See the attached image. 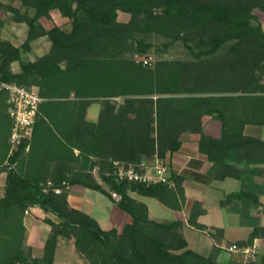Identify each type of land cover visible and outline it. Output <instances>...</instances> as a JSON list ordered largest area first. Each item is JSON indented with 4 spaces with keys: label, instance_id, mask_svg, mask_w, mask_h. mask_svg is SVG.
<instances>
[{
    "label": "trees",
    "instance_id": "trees-1",
    "mask_svg": "<svg viewBox=\"0 0 264 264\" xmlns=\"http://www.w3.org/2000/svg\"><path fill=\"white\" fill-rule=\"evenodd\" d=\"M257 9L264 11V0H0V11L28 25L20 45L0 37V81L34 86L44 98L29 144L52 134L61 143L57 153L77 148L76 159L87 162L70 175H23L14 165L32 150L25 141L9 164L0 165V172L7 171L0 196V264H55L61 237L73 239L89 264H220L189 247L182 221L153 220L148 206L128 194L136 190L180 208L185 196L179 176L173 175L177 188L106 176L115 159H166L180 149L184 131L200 134L199 148L211 161V169L198 179L241 182V189L225 193L219 204L252 227L237 244H253L264 231L252 215L263 204L264 182L255 177L264 179V138L245 132L249 124L264 127V27ZM54 10L68 19L69 29L44 25ZM121 13L128 19H120ZM44 36L49 50L35 59L25 57L32 41ZM177 44L187 57H165ZM152 51L159 57L151 65L134 58ZM14 62L19 71L13 70ZM94 101L102 103L97 121L86 117ZM204 115L220 121L219 136L204 132ZM196 122L198 127H190ZM9 136L4 129L0 149L5 155ZM95 165L110 188L122 194L118 204L133 218L121 231L103 229L94 217L72 207L68 189L43 191L51 180L54 186L81 183L107 193L91 172ZM36 206L55 217L44 219L50 231L40 257L26 242L24 223L26 210ZM204 212L195 200L189 225L221 240L223 228L198 221Z\"/></svg>",
    "mask_w": 264,
    "mask_h": 264
},
{
    "label": "crops",
    "instance_id": "crops-1",
    "mask_svg": "<svg viewBox=\"0 0 264 264\" xmlns=\"http://www.w3.org/2000/svg\"><path fill=\"white\" fill-rule=\"evenodd\" d=\"M1 28L0 37L9 39L14 44L18 45L16 41L9 37L8 34L3 33L5 30H1ZM12 68L14 71H19L20 66L18 63L14 62L12 64ZM7 97L8 94L5 92L2 93L0 97V139H2L4 135V129L6 130V135H8L12 125V119L8 111ZM101 108L102 103L100 101L92 102L87 108L86 117L91 121H97ZM92 110H94V113H91ZM201 125L204 129V132L208 135L217 137L221 133L220 121L212 118L211 115H204L201 120ZM190 127H198V122L195 123V126L192 123ZM263 130L264 127L252 124L247 125L245 128V132L247 134L260 138H264L259 135ZM51 133L52 131L50 134ZM180 139L182 141L180 149L172 155H168L167 158L163 160L167 163L169 173L171 174L172 178L173 175L179 176V186L184 190L185 196V200L183 202L180 201L181 207L174 208L168 206L161 202L158 198L143 195L136 190L130 189L128 190V194L138 201L144 202L148 206L149 217L151 219L156 221H182L184 223L182 231L188 240L189 247L194 249L191 247V243L186 234L187 229H196L188 223V217L193 202L195 200H199L202 203V209L205 210V212L199 216L198 221L208 226L223 228L224 235L221 240H224L227 238V231L232 225V222L226 221L224 226H220L214 223H207L204 221V218L209 214L210 211L212 212L216 209H222L225 213V217H227L228 213H232L221 207L219 200L224 197L225 193L239 190L242 186L238 179L231 177L223 180L213 179L206 182L204 180L198 179V175H205L211 169V161L209 160L207 154L202 152L199 148L200 134L184 131L181 134ZM5 145H7L6 136ZM31 146L32 150L29 153H26L23 157H20L14 165L23 175H49L50 177L65 174L70 175L77 170L76 168H80L87 164L83 157L76 159L79 154V149L77 148H74V153H71L69 150H64V153L61 155L59 152L57 153L56 150L57 148L59 149V147H61V143L52 137V134L51 138L49 136L48 139H34V141L30 143V148ZM6 157L7 155H5V151L0 149V165L6 163ZM94 167H98V173L93 172ZM94 167L92 168L91 172L94 175L95 180L107 191V193L98 189L87 187L81 183H74L70 184L68 189V201L72 207L94 217L103 229L115 228L121 231L125 225L133 221V218L131 214L121 208L118 202L111 197L109 190L112 188H110L106 179L101 174L99 165H95ZM6 177L7 171L0 172V190L2 192L1 196L5 191ZM255 180L256 182L260 183L264 182V179L258 175L255 177ZM175 183V188H177L176 180ZM236 186H239L238 189H235ZM94 192H98L99 194ZM148 198L157 199V201L168 208L172 212V219H160L154 215L153 209L147 200ZM261 202L263 204L259 205L254 210V212H252V215L256 217L259 225L264 226V193L261 195ZM172 203L176 205L178 203V199L173 198ZM28 217H31V219H28ZM45 217L55 218L52 214L46 213L40 207L36 206L30 207L29 212L26 213L24 218V223L27 228L26 242L29 246H31L33 254L39 257L43 255L45 239L47 238L50 231V225L45 222ZM233 224L239 225L241 227L244 226L247 229V234L240 236L236 240L246 239L252 231L251 226L241 224V218L238 213L236 220L233 221ZM203 232L207 234L211 241H213V239L214 242L216 240L220 241L217 236L213 237L207 231ZM218 235L220 234L218 233ZM64 241L65 238L61 237L59 239L58 247L55 253V264H89L88 261L76 251L73 241L71 242V246H67L66 250H62V246H65ZM255 241L258 243V251L255 262L256 264H264V231L260 232L259 237L255 238L254 242ZM35 245L39 246L40 253L36 252ZM60 254H63L64 257L67 256V259H63V262H61Z\"/></svg>",
    "mask_w": 264,
    "mask_h": 264
},
{
    "label": "built area",
    "instance_id": "built-area-1",
    "mask_svg": "<svg viewBox=\"0 0 264 264\" xmlns=\"http://www.w3.org/2000/svg\"><path fill=\"white\" fill-rule=\"evenodd\" d=\"M134 58L143 65H151L155 62V56L152 53L135 54ZM8 94L7 103L8 111L12 119V125L9 136V150L7 154L6 164L15 155L16 149L25 141L26 149L30 147L29 140L33 133L35 117L40 103L44 98L39 95L38 90L34 86L19 85L13 82L0 81V93ZM112 171L106 173V176H112L117 181L137 182L144 184L164 183L171 188L176 187L175 180L169 173L167 163L155 155L149 160H142L136 163H127L122 160H112ZM94 173H98V167L93 168ZM70 184L63 182V186H54L53 181L48 180L43 187V191L47 192L52 189L56 193L69 189ZM111 197L119 202L122 194L116 189L109 190ZM29 209L26 210V213ZM230 250L239 253L244 258V264H249L255 259L258 251V243L255 241L249 246H240L234 243L230 246Z\"/></svg>",
    "mask_w": 264,
    "mask_h": 264
},
{
    "label": "rangeland",
    "instance_id": "rangeland-1",
    "mask_svg": "<svg viewBox=\"0 0 264 264\" xmlns=\"http://www.w3.org/2000/svg\"><path fill=\"white\" fill-rule=\"evenodd\" d=\"M256 15L258 16L260 22L262 23L264 27V11H261L259 9L255 10ZM1 18L4 19L3 27L5 31L3 33L8 34L12 40L16 41L18 45L22 44L24 40L27 37V30L28 25L26 23H17L14 22L10 18V14L7 13L4 10L0 11ZM129 15L125 13L120 14V19L126 20L128 19ZM42 22L46 27H50L53 24H59L65 29L70 28V23L68 22V19L65 17H62L59 11L54 10L53 15L51 19H43ZM51 46V42L47 37H40L34 41H32V47L29 51L24 53L25 57L29 59H35L37 56L42 55L46 53ZM152 54L155 56V59L158 58V54L155 51H152ZM165 57L167 58H184L187 57L188 53L182 47V45H175L174 47H171L168 51L165 52ZM18 63V62H15ZM19 64V63H18ZM1 97V94H0ZM91 113H94V110L91 111ZM261 137H264V130L260 132L259 134ZM235 184V183H234ZM235 187V186H234ZM239 186H236L235 189H238ZM96 194H99L98 192H94ZM2 192L0 190V196ZM149 204L151 205V208L153 209V214L159 217L160 219L170 220L172 219L173 215L172 212L166 208L164 205H162L157 199L154 198H148L147 199ZM211 207V205H210ZM224 211L222 209H216L214 211H210L209 214L204 218V221L207 223H214L220 226H224L226 224V221L232 222V225L228 228L227 231V238L224 240H216L214 242L208 238L207 234L204 233L201 230L197 229H187L186 234L187 237L191 243V247L196 249L199 252H202L204 254H211L213 255L220 264H242V257L239 253L233 252L230 250V246L234 243H237L240 236H244L247 234V229L243 226L234 225L233 221L237 218V213H228L227 217L224 215ZM28 219H31V217H28ZM218 235V234H217ZM218 238V236H217ZM216 238V239H217ZM73 239H65L62 250H66L67 246H71V242ZM37 243V242H36ZM213 243V244H212ZM239 245V244H238ZM35 249L37 253H40L39 246L35 245ZM69 254V253H66ZM65 254V255H66ZM63 255V254H62ZM60 254V261L63 262V259H67V256L64 257ZM256 259V257H255ZM255 259H252L250 262H254Z\"/></svg>",
    "mask_w": 264,
    "mask_h": 264
}]
</instances>
